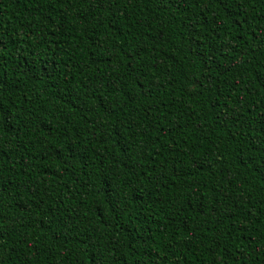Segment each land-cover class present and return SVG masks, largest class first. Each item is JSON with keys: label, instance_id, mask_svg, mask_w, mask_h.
Listing matches in <instances>:
<instances>
[{"label": "trees", "instance_id": "obj_1", "mask_svg": "<svg viewBox=\"0 0 264 264\" xmlns=\"http://www.w3.org/2000/svg\"><path fill=\"white\" fill-rule=\"evenodd\" d=\"M0 264H264V0H0Z\"/></svg>", "mask_w": 264, "mask_h": 264}]
</instances>
